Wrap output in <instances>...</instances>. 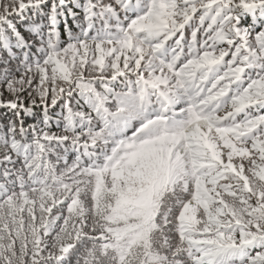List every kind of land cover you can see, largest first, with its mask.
I'll use <instances>...</instances> for the list:
<instances>
[{
  "label": "snow or ice",
  "instance_id": "obj_1",
  "mask_svg": "<svg viewBox=\"0 0 264 264\" xmlns=\"http://www.w3.org/2000/svg\"><path fill=\"white\" fill-rule=\"evenodd\" d=\"M0 111V264H264V0H0Z\"/></svg>",
  "mask_w": 264,
  "mask_h": 264
},
{
  "label": "trees",
  "instance_id": "obj_2",
  "mask_svg": "<svg viewBox=\"0 0 264 264\" xmlns=\"http://www.w3.org/2000/svg\"><path fill=\"white\" fill-rule=\"evenodd\" d=\"M3 120V112L2 111H0V121H2ZM30 122V121H29Z\"/></svg>",
  "mask_w": 264,
  "mask_h": 264
}]
</instances>
